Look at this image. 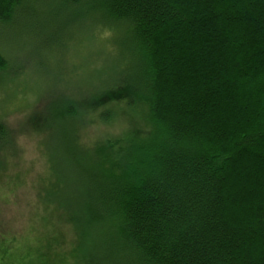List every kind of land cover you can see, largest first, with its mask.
<instances>
[{
  "label": "trees",
  "instance_id": "obj_1",
  "mask_svg": "<svg viewBox=\"0 0 264 264\" xmlns=\"http://www.w3.org/2000/svg\"><path fill=\"white\" fill-rule=\"evenodd\" d=\"M27 1L0 0V23ZM58 3L82 36L118 34L123 50L107 37L103 87L64 113L77 130L88 109L142 124L98 145L104 165L78 136L76 240L58 264H264V0Z\"/></svg>",
  "mask_w": 264,
  "mask_h": 264
},
{
  "label": "rangeland",
  "instance_id": "obj_2",
  "mask_svg": "<svg viewBox=\"0 0 264 264\" xmlns=\"http://www.w3.org/2000/svg\"><path fill=\"white\" fill-rule=\"evenodd\" d=\"M25 6L13 21L0 23V121L6 127L0 137L5 156L0 169V250L6 248L9 264H58L69 258L76 240L70 216L81 190L73 180L74 149L89 144L84 146L87 154L99 152L104 165L107 149L98 145L142 124L137 126V117L125 112L115 123L104 124L95 109H88L84 127L77 130L76 118L64 111L74 109L79 99L90 101L103 87L95 83L93 72L114 60L107 37L114 39L117 55L123 53L121 37L92 30L82 36L75 21L61 14L58 0H29ZM47 38L50 46L42 43ZM52 188L59 191L54 196L49 195Z\"/></svg>",
  "mask_w": 264,
  "mask_h": 264
}]
</instances>
